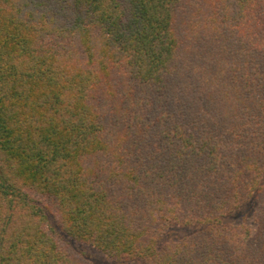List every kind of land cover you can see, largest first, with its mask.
I'll list each match as a JSON object with an SVG mask.
<instances>
[{"label":"trees","instance_id":"16d2710c","mask_svg":"<svg viewBox=\"0 0 264 264\" xmlns=\"http://www.w3.org/2000/svg\"><path fill=\"white\" fill-rule=\"evenodd\" d=\"M77 243L264 264V0H0V264Z\"/></svg>","mask_w":264,"mask_h":264},{"label":"rangeland","instance_id":"374dc122","mask_svg":"<svg viewBox=\"0 0 264 264\" xmlns=\"http://www.w3.org/2000/svg\"><path fill=\"white\" fill-rule=\"evenodd\" d=\"M250 215H251V213L249 215L248 214H246L245 216L243 215L242 219H241V222L245 221V220H246V222H248V220H249L248 218L251 217ZM186 228L191 229V227H186ZM179 230H180V232L178 231V235L183 234L182 230L181 229H179ZM76 247L79 250L86 251L88 256L93 258L98 264H115V260L114 259H109L104 253H102L101 251H99V249H97L95 247H92V246H89V245H85V244H82V243H77ZM84 248H86V250ZM99 257H103L104 259L103 258H99Z\"/></svg>","mask_w":264,"mask_h":264}]
</instances>
